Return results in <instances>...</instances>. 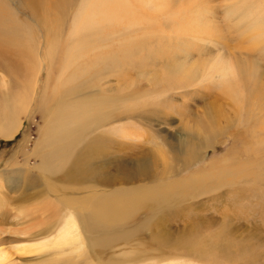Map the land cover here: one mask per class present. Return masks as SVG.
<instances>
[{"label":"rangeland","instance_id":"1","mask_svg":"<svg viewBox=\"0 0 264 264\" xmlns=\"http://www.w3.org/2000/svg\"><path fill=\"white\" fill-rule=\"evenodd\" d=\"M151 2L154 7H143L140 14L157 22L145 27L149 33L175 38L171 48L169 43L164 46L165 54L176 52V57L183 58L176 47L188 44L191 57L196 60L207 57L208 53L214 56L228 50L246 56L250 53L246 48L248 43L259 39L246 36L241 38L240 45L233 39L228 44L217 37L212 38L215 44L205 40L209 31L202 29L208 26L193 21L194 10L205 8L200 11L204 13L207 9L209 14L204 13L205 19L214 10L217 14L210 22L215 24L208 25L214 24L228 37L235 28L222 15V6L229 2L191 0L192 4L181 3L178 8H169L168 0ZM0 5L19 25L32 29L43 61V32L28 2L0 0ZM189 8L191 15L187 21L191 25L182 31L171 32L162 25L171 14L177 13L179 17L189 14ZM200 52L206 54L200 57ZM13 58L3 60L0 65V93L4 97L8 93L10 103L31 82L25 72L17 78L8 70L5 72L11 68L7 63ZM166 59L165 55L161 61ZM146 65L149 70L154 68L149 63ZM46 68L44 61L35 83L37 93L26 111L19 110L16 119L19 128H11L9 137L0 138V204L8 203L21 210L13 222L18 237L0 244V260L6 258L1 264H264V132L258 128V122L264 119V109L259 102L250 98L248 103L255 105L251 110L243 101L244 91L238 89L241 101L229 103L220 95L216 78V81L206 78L197 83L189 80L188 87L169 91L165 85L138 83L135 71L130 68L128 72L109 74L102 82L94 80L91 90L106 93L105 88L113 89L106 94L126 101L120 100L118 106L126 107L120 110H128L124 114L126 118H118L86 136L78 151L97 139L96 154L80 171L66 165L46 175L40 170L39 154L48 121L46 114L50 110L42 105L41 97L45 99L57 77ZM260 68L263 72L264 59H260ZM160 70L157 66L156 71ZM46 74L51 81L42 94ZM126 80L131 83L125 89L121 84ZM126 94L134 96L133 101ZM245 109L250 120L238 125ZM205 112L218 117V127L226 132L218 135L211 147L193 151L191 127L204 118ZM1 115L6 118L9 113ZM142 165L144 168L138 171ZM10 176L15 181L14 193L7 181ZM124 189L135 192L129 194L133 198L127 199V204L134 207L132 214L126 222L105 232L112 240L96 246L93 241L103 232L82 230L77 201L89 196L101 201ZM9 193L14 196L12 203L7 199ZM69 216L84 242V253L69 248L64 249V255L55 250H36L37 245L52 243ZM13 248L20 252L14 254Z\"/></svg>","mask_w":264,"mask_h":264},{"label":"bare ground","instance_id":"2","mask_svg":"<svg viewBox=\"0 0 264 264\" xmlns=\"http://www.w3.org/2000/svg\"><path fill=\"white\" fill-rule=\"evenodd\" d=\"M26 1L33 9V16L36 17L43 32L44 57L41 61L38 53L39 43L32 29L19 25L3 8L4 6L0 5V65L3 60L8 61L9 57L14 56L7 63L11 68H6L5 72L8 70L9 74L16 78L25 72L26 77L31 79L30 85L22 87L18 99L13 100L12 103L8 100V93L5 97L4 93H0V100H2L0 138L9 137L11 128H14L13 130L19 128L20 124L16 123L19 110L26 111L37 93L35 83L45 61L46 69L51 73L54 71L57 77L52 81V86H50L52 89L45 95V99L41 97L44 103L42 105H46V109L50 110L49 113L46 112L48 121L44 129L42 152L39 154L40 170L43 174L58 172L66 165H70L73 171H80V167L88 165L89 159L96 154L97 139H93L78 151L79 145L83 143L86 136L118 118H126L124 114H127L128 110L120 111L126 107H118L120 100L122 103L126 101L106 94L113 89L105 88L103 91L106 93H100L91 88L96 80L102 82L103 78L109 74H120L125 70L128 72V68L135 71L138 83L147 81L152 86L165 85L169 91L188 87L189 80L197 83L202 79L215 80L216 78L220 95L224 96L229 103L241 101L239 89L240 92L244 91L243 101L247 103L246 106L250 105L252 110L255 105L248 103L252 98L264 109V71L260 70V59L262 61L264 59V32L262 31L264 0H223L229 3L222 6V15L227 18L228 24L235 28V32L228 33V37L224 30L215 26L213 21L210 22V19L215 18L217 14L214 10L211 11L210 17L205 19L204 13L209 14V11L206 9L203 13L200 11L205 8L197 7L193 13V21L196 24L205 23L208 26L206 27L208 30L204 28L205 26L203 29L200 28L203 31H209L205 40L208 39L210 44H215L214 37L223 40L226 44L232 42L233 39L236 45H240L241 38H246V36L259 38L248 43L246 48L250 53H246V56H241L239 51L230 53L233 51L228 50L223 54L217 52L214 56L208 53L207 57L202 58L201 56L206 53L200 52L201 59L197 60L191 57L188 44H184L181 48L176 47L180 53H183V58L176 57L178 56L176 52L170 54L163 52L164 46L168 43L171 48L175 38L149 33V28L145 27L157 22V19H150L148 15L140 14L143 7H154L151 0ZM190 1L168 0V5L169 8H178L181 3L186 2L189 5ZM189 10V14H183L180 17L176 15L177 13L171 14L169 18L163 20L162 25L171 32L175 29L182 31L185 26L191 25L187 21L191 15V9ZM208 23L214 24L209 26ZM139 30L143 31L142 34L135 32ZM165 55L167 59L162 62ZM139 57L143 60H138ZM158 61H161L160 65ZM146 63L154 68L147 69ZM157 66L161 67L160 71H156ZM50 81L51 77L46 74L42 94ZM130 83L126 80L121 86L124 85L126 89ZM18 88L19 83H17L16 90ZM168 90L166 89L167 93ZM127 96L133 101L134 96ZM1 113H9V115L3 118ZM203 116V119L195 121L196 124L191 127L190 144L193 151L211 147L213 140L226 132L225 129L218 127V117L208 112H205ZM249 120L245 109L238 125ZM258 128L264 132V119L258 122ZM248 131V133L251 132L250 129ZM123 133L125 134V131ZM143 168L144 165L139 167L138 171ZM12 177L10 176L11 179L8 177L7 180L12 187L11 192L14 191L13 184H15L14 177ZM9 194H7V199L12 203L14 196ZM129 194H135L134 190L125 191L124 189L101 201H96L90 196L77 201L82 230L89 233L103 232L98 239L93 241V244L102 246L108 243L113 238L105 232L130 218L134 207L127 204V199L133 198V196L129 197ZM2 195L5 196V193L2 192ZM0 198L2 200L1 196ZM20 213L21 210L9 206L8 203L0 204V244L7 240L13 242L18 237V229L14 228L13 222L19 218ZM35 247H37L36 250H55L59 254L62 252V255H64L65 248L80 254L85 251L84 242L70 216L64 220L52 243L44 242ZM19 252V249L13 248L14 254ZM22 252L26 253L24 250ZM5 259L1 258L0 264Z\"/></svg>","mask_w":264,"mask_h":264}]
</instances>
